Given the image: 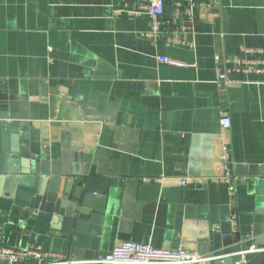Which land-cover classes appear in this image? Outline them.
<instances>
[{
	"label": "crops",
	"instance_id": "1",
	"mask_svg": "<svg viewBox=\"0 0 264 264\" xmlns=\"http://www.w3.org/2000/svg\"><path fill=\"white\" fill-rule=\"evenodd\" d=\"M195 1L183 46L147 35L142 0H0V164L7 114L29 172L39 166L61 187L73 175L109 180L96 264L123 240L214 254L219 208L245 218L256 207L259 177L234 166L264 164V72L233 70L219 83L215 55L264 46V0ZM176 13L165 0L162 20ZM224 145L231 183L217 177ZM187 176L205 179L184 186ZM50 219L0 187V246L66 256L64 224Z\"/></svg>",
	"mask_w": 264,
	"mask_h": 264
},
{
	"label": "water",
	"instance_id": "2",
	"mask_svg": "<svg viewBox=\"0 0 264 264\" xmlns=\"http://www.w3.org/2000/svg\"><path fill=\"white\" fill-rule=\"evenodd\" d=\"M3 118L6 120L1 124L4 154L0 164V187L5 183L6 191L18 203L50 214L53 229H58L55 225L60 222L64 224V232L60 235L68 241L67 264H72L70 261L74 258L91 261L79 264H96L100 257L99 236L109 180L73 175L61 187L60 176H42L39 166L29 172L19 152L16 133L19 122L9 121L7 114ZM11 134L17 145L9 149L7 143ZM234 168L238 176L259 177L256 207L253 214L245 218L240 216L238 209L231 210L229 206L219 208V217L215 213L213 223L218 224V228L212 236L217 258L212 264H264V164L238 163Z\"/></svg>",
	"mask_w": 264,
	"mask_h": 264
},
{
	"label": "built area",
	"instance_id": "3",
	"mask_svg": "<svg viewBox=\"0 0 264 264\" xmlns=\"http://www.w3.org/2000/svg\"><path fill=\"white\" fill-rule=\"evenodd\" d=\"M142 1V10L152 20L151 30L147 32L149 37L157 39L161 34L167 32L171 43L183 46L191 45V43L183 41V36L195 31L197 25L196 8L199 5L195 0H174L177 13L174 17H166L164 20L162 18L165 14V0ZM158 59L161 62L170 61L167 56H160ZM222 59L224 70L217 76L219 83H227L228 74L233 70L264 72V46L246 47L243 49L242 55L235 60L227 57L222 58L220 54L215 55V60L219 64ZM221 125L224 130H228L232 125L231 118L224 116L221 119ZM223 150L218 166L220 174L217 177L231 183L235 175L232 174L231 168L227 165L229 160L228 146L224 145ZM204 179L202 176H187L181 178L180 183L184 186L202 184ZM233 189L234 187L231 186V190ZM216 258L214 254L205 255L191 251L184 243L177 248H161L155 247L151 243L123 240L107 252L98 264H210ZM30 260L34 261V264H67L65 255L44 250L41 246L25 248L0 246V263L19 264ZM236 264H240V262Z\"/></svg>",
	"mask_w": 264,
	"mask_h": 264
}]
</instances>
